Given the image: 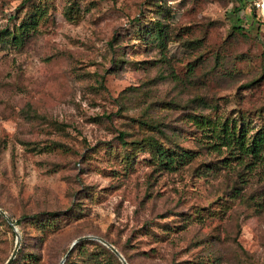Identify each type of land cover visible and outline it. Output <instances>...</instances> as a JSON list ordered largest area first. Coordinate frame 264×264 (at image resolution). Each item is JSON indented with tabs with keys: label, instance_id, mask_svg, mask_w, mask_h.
Segmentation results:
<instances>
[{
	"label": "rangeland",
	"instance_id": "obj_1",
	"mask_svg": "<svg viewBox=\"0 0 264 264\" xmlns=\"http://www.w3.org/2000/svg\"><path fill=\"white\" fill-rule=\"evenodd\" d=\"M239 16L229 0H0V264L14 227L12 264H59L81 236L131 264H264V157L240 163L192 120L264 126V51ZM150 142L194 157L168 168ZM83 241L64 264H119Z\"/></svg>",
	"mask_w": 264,
	"mask_h": 264
},
{
	"label": "trees",
	"instance_id": "obj_2",
	"mask_svg": "<svg viewBox=\"0 0 264 264\" xmlns=\"http://www.w3.org/2000/svg\"><path fill=\"white\" fill-rule=\"evenodd\" d=\"M229 1L233 4V12L236 15V29L242 30L245 27L243 25L244 21L239 16V14L242 13L247 25H252L256 23V29L259 33L261 47L264 51V24L258 18L251 4L247 0ZM192 120L194 121V124H196L198 127H207L208 131L212 133V137H214L216 141H218L216 142V145L225 147L228 151L231 152V154L234 155L233 157H236V159H238L240 163H244L245 165H247L248 163H255L257 161H260L264 157V126L259 128L254 134L248 136L246 129L238 127L237 124L232 121L229 122L227 120H221L220 118L211 120L196 115L193 116ZM148 144H152L154 155L157 158L158 162L163 165H168V168L171 169L176 168L177 165H182L190 161L194 157V154L192 152L186 150H180L177 152L174 150H170L169 148L160 146L157 142H150ZM55 215L56 213L49 212L47 213V219H52ZM0 216L2 215L0 214ZM30 217L31 218L29 219H32L31 221H40V214H33ZM20 223L21 220H16L15 222L16 225H19ZM82 242L84 241H78L73 246V248H75ZM108 242L111 243L118 250V252L124 257L128 264H131L125 254L113 242ZM99 246L107 253H109L111 257L115 258L116 261L119 262V264H123L122 261L118 258V256L113 251H111L106 245L101 243L99 244ZM73 248L71 249V251L73 250ZM70 252L68 253L63 264L67 261ZM12 262L10 264H12Z\"/></svg>",
	"mask_w": 264,
	"mask_h": 264
},
{
	"label": "water",
	"instance_id": "obj_3",
	"mask_svg": "<svg viewBox=\"0 0 264 264\" xmlns=\"http://www.w3.org/2000/svg\"><path fill=\"white\" fill-rule=\"evenodd\" d=\"M0 214L3 215V216H5V218L10 222V220L8 219V217L5 215L4 211H2L1 209H0ZM10 224L14 226V224L12 222H10ZM14 230L16 232V240H15L14 249H13L11 255L8 257V259L5 261L4 264H10L12 262V260L16 256V253H17L18 248H19V245H20V237L18 236L17 230H16L15 227H14ZM87 238H93V239H96V240L102 242L104 245H106L111 251H113L118 256V258L122 261L123 264H128L126 262V260L124 259V257L118 252V250L111 243H109L108 241H106L102 237H98V236H81V237H78L77 239H75L71 243V245L69 247V250L66 252V254L64 255V257L60 260L59 264H63V262L66 259L68 253L71 251V249L73 248V246L78 241H81V240H84V239H87Z\"/></svg>",
	"mask_w": 264,
	"mask_h": 264
},
{
	"label": "built area",
	"instance_id": "obj_4",
	"mask_svg": "<svg viewBox=\"0 0 264 264\" xmlns=\"http://www.w3.org/2000/svg\"><path fill=\"white\" fill-rule=\"evenodd\" d=\"M255 10L258 18L264 24V0H247Z\"/></svg>",
	"mask_w": 264,
	"mask_h": 264
}]
</instances>
